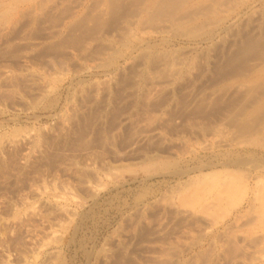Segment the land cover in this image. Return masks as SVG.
<instances>
[{
	"label": "rangeland",
	"instance_id": "rangeland-1",
	"mask_svg": "<svg viewBox=\"0 0 264 264\" xmlns=\"http://www.w3.org/2000/svg\"><path fill=\"white\" fill-rule=\"evenodd\" d=\"M142 1L0 0V264H264V0Z\"/></svg>",
	"mask_w": 264,
	"mask_h": 264
},
{
	"label": "bare ground",
	"instance_id": "bare-ground-1",
	"mask_svg": "<svg viewBox=\"0 0 264 264\" xmlns=\"http://www.w3.org/2000/svg\"><path fill=\"white\" fill-rule=\"evenodd\" d=\"M112 1H114V0H112ZM135 1H137V0H135ZM144 1V0H143ZM142 1V2H143ZM204 1H206V0H204ZM127 2V1H126ZM185 2V0H151V3H150V5H148L147 6V8L149 9V11L150 12H154L156 15H160V17H161V15H163L164 14V12L166 13H168L169 12V14L170 13H172L173 14V11H174V9H178V8H180L181 6H182V4ZM13 3V2H12ZM42 3V2H41ZM110 3V2H109ZM147 3V2H146ZM187 4V3H186ZM140 5V4H139ZM13 6V5H12ZM15 6V5H14ZM198 6H200V5H198ZM10 7V6H9ZM206 7V6H205ZM194 8V7H193ZM201 8H203V7H201ZM219 8H221V7H219ZM37 9V8H36ZM121 9V8H120ZM143 9V8H142ZM216 9V8H215ZM13 10V9H12ZM136 10V9H135ZM138 10V9H137ZM140 10V9H139ZM144 10L145 9H143L142 11L144 12ZM203 10V9H202ZM219 10V9H218ZM120 11V10H119ZM141 11V10H140ZM187 11H188V9H187ZM191 11V10H190ZM212 11V10H211ZM137 13V12H136ZM146 10H145V13H144V15H146ZM189 13V12H188ZM192 13V12H191ZM195 13H198V12H196L195 11ZM205 13V12H204ZM211 13V12H210ZM216 13V12H215ZM134 14V13H133ZM182 15H181V17L180 16H174V15H171V16H168V17H172V23H171V25L172 26H174V25H180V24H184L185 22H189L188 21V15H187V12L184 10V12H182L181 13ZM194 13H192V15H193ZM212 14V13H211ZM210 14V15H211ZM14 15V14H13ZM141 15V14H140ZM143 15V14H142ZM141 15V16H142ZM147 17H148V14L146 15ZM196 16V14L194 15V17ZM149 17L151 18V16H150V14H149ZM154 18H155V16H153ZM187 17V18H186ZM191 18L193 17V16H190ZM159 18V17H158ZM165 18V17H164ZM146 19V18H145ZM149 19V18H148ZM160 19V18H159ZM162 19V18H161ZM166 19H168V18H166ZM147 20V19H146ZM171 20V19H170ZM191 20V19H190ZM149 21L151 22V19H149ZM153 21V20H152ZM169 21V20H168ZM167 21V22H168ZM169 23V22H168ZM143 25V24H142ZM152 25H153V23H152ZM198 25V24H197ZM200 25V24H199ZM203 25V24H202ZM130 26V25H129ZM201 26V25H200ZM131 27V26H130ZM139 27H140V25H139ZM152 27V26H151ZM177 27V26H176ZM192 27V26H191ZM190 27V28H191ZM198 27V26H197ZM162 28V27H161ZM189 28V29H190ZM200 28V27H199ZM262 28V27H261ZM134 29V28H133ZM139 29V28H138ZM196 29V28H195ZM264 29V28H263ZM128 30V29H127ZM131 30V29H130ZM154 30V29H153ZM175 30V29H174ZM192 30V29H191ZM140 31V30H139ZM181 31V30H180ZM183 31V30H182ZM181 31V32H182ZM187 31V30H186ZM194 31V30H193ZM129 32V31H128ZM131 32V31H130ZM135 32V31H134ZM132 33V32H131ZM132 35V34H131ZM130 36V35H129ZM126 37V36H125ZM262 38V37H261ZM119 41V40H118ZM124 41H125V39H124ZM259 41V40H258ZM254 42V41H253ZM120 43V42H119ZM248 44V43H247ZM249 44H251V43H249ZM244 47H246L245 46V44H244ZM118 48V47H117ZM245 49V48H244ZM263 49V48H262ZM120 50V49H119ZM243 50V49H242ZM251 51V50H250ZM254 51H256V50H254ZM145 52V51H144ZM158 52V51H157ZM241 52V51H240ZM117 53V52H116ZM113 54V53H112ZM166 54H167V52H166ZM116 55V54H115ZM153 55V54H152ZM238 55V54H237ZM199 56V55H198ZM241 56V55H240ZM109 57H110V55H109ZM108 57V58H109ZM161 57V56H160ZM239 57V56H238ZM174 58H175V56H174ZM175 61H177V60H175ZM234 62V61H233ZM166 64H168L167 62H166ZM172 64V63H171ZM170 64H168V66L167 67H170L169 66ZM252 65V64H251ZM172 66V65H171ZM253 67V66H252ZM174 68V67H173ZM172 68V69H173ZM189 68H191V67H189ZM171 69V70H172ZM185 69V68H184ZM169 70V69H168ZM174 70V69H173ZM173 72V71H172ZM171 72V73H172ZM241 72V71H240ZM174 73V72H173ZM183 74V73H182ZM177 76V75H176ZM252 86V85H251ZM246 87H248V86H246ZM250 87V86H249ZM253 87V86H252ZM254 88V87H253ZM251 89V88H250ZM249 92V91H248ZM251 92V91H250ZM249 92V93H250ZM35 94V93H34ZM261 95V94H260ZM248 96V95H247ZM38 98V97H37ZM239 99V98H238ZM246 102V101H245ZM255 103V102H254ZM241 108V107H240ZM234 110V109H233ZM233 112H235V111H233ZM230 115V114H229ZM258 115V114H257ZM257 115H255L256 117H257ZM255 116H254V118H255ZM237 116H235V118H236ZM13 118V117H12ZM259 117H257V119H258ZM232 119H234V118H232ZM238 119H239V117H238ZM242 119V118H241ZM248 120V119H247ZM254 120H256V119H254ZM232 121V120H231ZM235 121V120H234ZM259 121V120H258ZM247 122H249V121H247ZM260 122V121H259ZM226 123V122H225ZM231 123V122H230ZM233 123H235V122H233ZM240 123V122H239ZM241 123H242V121H241ZM250 123V122H249ZM256 123V122H255ZM233 126V131H234V128H235V126L234 125H232ZM251 126V125H250ZM237 127H239L238 125H237ZM229 128H231V127H229ZM257 128V127H256ZM23 129V128H22ZM222 129V128H221ZM249 128H247V130H248ZM236 130V129H235ZM238 130V129H237ZM240 130V129H239ZM149 131V130H148ZM243 131H245L244 129H243ZM242 131V132H243ZM258 131V130H257ZM262 131V130H261ZM249 132V131H248ZM252 132V131H251ZM38 133V132H37ZM253 133V132H252ZM255 133V132H254ZM235 134V133H234ZM247 134V133H246ZM250 134V133H249ZM256 134V133H255ZM259 134V133H258ZM257 134V135H258ZM264 134V133H263ZM254 135V134H253ZM260 135V134H259ZM41 137V136H40ZM232 137V136H231ZM238 137V136H237ZM240 137V136H239ZM241 138V137H240ZM247 138V137H246ZM251 138V137H250ZM262 138H264V137H262ZM12 139H15V138H12ZM243 139V138H242ZM253 139V138H252ZM11 140V139H10ZM246 140V139H245ZM249 140V139H248ZM252 141V140H251ZM264 141V140H263ZM238 142V141H237ZM259 142V141H258ZM240 143V142H239ZM247 143H248V141H247ZM264 143V142H263ZM35 144V143H34ZM45 145V144H44ZM216 146V145H215ZM239 146V145H238ZM242 159V158H241ZM249 159V158H248ZM248 159H246V160H248ZM232 161V160H231ZM254 161V160H253ZM228 162V161H227ZM233 162V161H232ZM237 162V161H236ZM241 162H243V164H246L245 163V161L243 160H241ZM248 163H250V162H248ZM247 163V164H248ZM253 163H256V162H253ZM257 163H259V162H257ZM214 164V163H213ZM224 164V163H223ZM237 164V163H236ZM242 164V165H243ZM249 165V164H248ZM252 165V164H251ZM201 166V165H200ZM254 166V165H253ZM252 166V167H253ZM260 166H262V165H260ZM259 166V167H260ZM264 166V165H263ZM255 167V166H254ZM258 168V167H257ZM256 168V169H257ZM262 168V167H261ZM263 169V168H262ZM120 173V172H119ZM95 176V175H94ZM93 176V177H94ZM214 176V175H213ZM28 177V176H27ZM213 178V177H212ZM205 180H207V179H205ZM204 180V181H205ZM210 180V179H209ZM195 182V181H194ZM225 183V182H224ZM227 183V182H226ZM194 184V183H193ZM210 184V183H209ZM223 186V185H222ZM186 187H188V186H186ZM209 189V188H208ZM235 189V188H234ZM198 190V189H197ZM178 191V190H177ZM190 191V190H189ZM239 192V191H238ZM237 192V193H238ZM264 192V191H263ZM211 193V192H210ZM184 194H186V193H184ZM170 196V195H169ZM180 196V195H179ZM184 195H182V197H183ZM186 196H187V194H186ZM160 197H162V196H160ZM192 197V196H191ZM219 197V196H218ZM217 197V198H218ZM263 197V196H262ZM216 198V199H217ZM220 198V197H219ZM186 199V198H185ZM188 199V198H187ZM169 200H170V198H169ZM184 200V199H183ZM214 200V199H213ZM217 200H219V199H217ZM187 200H185V202H186ZM191 201V200H190ZM183 202V201H182ZM206 202H209V201H206ZM225 202V201H224ZM181 203V202H180ZM187 203V202H186ZM214 203V202H213ZM208 204V203H207ZM212 204V203H211ZM208 205H210V204H208ZM208 205H207V207H208ZM205 206V205H204ZM202 207V206H201ZM212 207V206H211ZM203 208V207H202ZM213 208V207H212ZM259 208H260V206H259ZM263 208H264V206H263ZM201 209V208H200ZM205 209H206V207H205ZM202 210V209H201ZM202 211H204V210H202ZM208 211V210H207ZM229 212V211H228ZM204 213V212H203ZM255 213V212H254ZM205 214V213H204ZM262 214V213H261ZM261 216V215H260ZM259 216V217H260ZM262 217V216H261ZM52 220V219H51ZM206 221V220H205ZM259 221V220H258ZM53 222V221H52ZM250 222V221H249ZM228 230V229H227ZM229 231V230H228ZM156 237V236H155ZM157 238V237H156ZM253 239V238H252ZM228 240V239H227ZM235 241V240H234ZM251 241V240H250ZM253 242V241H252ZM212 244V243H211ZM233 244V243H232ZM237 244V243H236ZM228 245V244H227ZM233 246V245H232ZM238 246V245H237ZM249 246V245H248ZM170 248V247H169ZM251 248V247H250ZM239 252V251H238ZM252 252V251H251ZM254 253V252H253ZM246 255V254H245ZM202 256V255H201ZM249 256V255H248ZM250 256H252V255H250ZM224 257V256H223ZM203 258V257H202ZM257 258V257H256ZM153 260V259H152ZM164 260V259H163ZM134 262V261H133ZM193 263V262H192ZM200 263V262H199ZM215 263V262H214Z\"/></svg>",
	"mask_w": 264,
	"mask_h": 264
}]
</instances>
